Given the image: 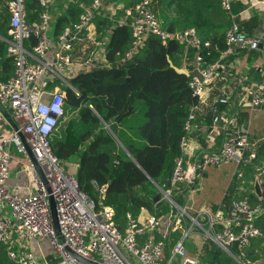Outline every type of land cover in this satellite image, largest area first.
<instances>
[{"label": "built area", "instance_id": "obj_1", "mask_svg": "<svg viewBox=\"0 0 264 264\" xmlns=\"http://www.w3.org/2000/svg\"><path fill=\"white\" fill-rule=\"evenodd\" d=\"M37 1L47 8L55 0ZM220 3L223 9L229 11L230 0H221ZM81 7L83 10L78 20L71 26H65L54 38L49 34L51 16L47 10L40 14L39 21L29 23L26 20L25 0L7 1L6 49L13 60L14 69L8 79L0 80V107L10 111L17 130L0 139V244L6 246L8 258L16 264H82L71 256L67 247L97 264H134L132 259L138 264H159L163 258L165 237L155 239L151 236L159 227V217L153 213L137 220L127 213L124 227L119 229L114 222L112 207L102 202L106 186L97 187L98 198L95 202L79 188L75 175L66 172L53 153L51 139L65 113L62 85L73 88L68 80L77 73L110 67L104 55L107 40L97 37L93 17L102 10L113 17L116 10L122 9L120 22L129 25L131 33V44L125 57L135 53L149 35H155L162 42L177 40L185 47L195 49L194 71L189 76L188 85L198 102L190 109L183 126L188 133L195 110L212 91L218 79V70L223 67V61L230 56L234 46L257 49L260 38L248 35L233 23L225 32V46L218 58L207 62L200 50L208 48L211 42L202 41L194 28L167 30L158 19L152 0H139L127 7L111 0H91ZM31 38L35 42L25 46L24 43H29ZM82 45L84 48L77 56L75 51ZM240 90V104L250 111L264 104V71L260 79L241 83ZM230 96V92L219 89L214 103L205 111L213 126L221 121L223 123L217 152L200 149L192 158H186L187 134L179 141L184 152L174 158L169 189L162 191L165 199L171 203L170 231L179 229L187 218L186 210L172 202L171 189L186 185L192 190L207 166L227 161L237 165L235 176L241 178L239 167L256 156L249 143L248 122L240 121L237 113L225 120L216 110L218 104L228 105ZM17 131L23 133L42 168L46 186L38 178ZM11 144L26 157L24 168L31 174L34 191L20 193L7 186ZM49 196L54 201L59 232L53 227ZM259 214L258 204L251 205L246 198L233 199L228 210L229 223L219 231H214L217 224L215 219L205 214L209 223L207 235L226 249L236 243L240 254H243L242 248L248 246L252 238H264V230L255 222ZM194 222L197 223L193 218ZM148 232L151 234L143 240L139 239L140 235ZM187 233L188 230H185L184 236ZM34 239L46 241L49 253L37 256L30 247ZM165 264H200V261L197 256L189 255L182 240H179L171 246Z\"/></svg>", "mask_w": 264, "mask_h": 264}, {"label": "trees", "instance_id": "obj_2", "mask_svg": "<svg viewBox=\"0 0 264 264\" xmlns=\"http://www.w3.org/2000/svg\"><path fill=\"white\" fill-rule=\"evenodd\" d=\"M90 1L55 0L44 8L37 0H25L26 20L37 22L40 14L47 10L51 16L49 34L56 38L65 26L78 20L83 10L81 5ZM111 1L127 7L139 0ZM152 2L167 30L194 28L202 41L211 42L208 48L200 50L207 62L218 58L225 46V32L238 21L236 16L242 8L238 2H233L227 11L221 7V0ZM121 15L122 9L116 10L113 17L103 10L94 15L97 37L107 40L104 55L110 67L77 73L68 80L73 88L62 85L64 110L76 113L68 118L61 133H55L51 139L53 153L64 170L75 175L79 188L89 198L96 202L97 187L106 186L102 202L112 207L119 229L124 227L127 213L136 219L142 208L158 217L169 211L171 205L166 199L154 202L152 197L160 190L169 189L174 158L184 152L179 145L181 137L188 134L183 126L190 109L198 102L188 85L190 75L174 68L184 45L177 40L162 42L155 35H149L135 53L125 57L131 33L129 25L120 22ZM254 24L251 20L245 28ZM6 29L2 23L0 34L3 37H6ZM4 41L0 39L1 81L8 79L14 69ZM34 42L31 38L28 45ZM194 52V48H188V57L194 56ZM251 149L256 156L240 168L249 182L259 175L262 195L257 197L253 185L247 183L248 191L244 186L235 198H246L251 205H259L260 214L255 222L264 230V141ZM73 160L75 170H66ZM235 179L246 183L244 177ZM173 190L170 191L172 198ZM171 243L173 241L166 244L163 257H168ZM228 248L230 253L206 239L200 264H264L262 237L252 238L240 255L236 243ZM0 264H16L8 258L4 244H0Z\"/></svg>", "mask_w": 264, "mask_h": 264}, {"label": "crops", "instance_id": "obj_3", "mask_svg": "<svg viewBox=\"0 0 264 264\" xmlns=\"http://www.w3.org/2000/svg\"><path fill=\"white\" fill-rule=\"evenodd\" d=\"M7 1L8 0H0V27L2 23H5L6 28L8 27L9 19ZM233 2H238L242 7L236 16L238 21H235L238 26L240 25V30L248 35L261 38L264 35V0H230V5ZM251 20H254V26L246 29L245 24L250 23ZM0 39L3 41L5 39L6 46L8 41L7 29L6 37H3V35L0 34ZM24 45L28 47L27 42H25ZM77 48L78 50L75 51V53L79 56V53L84 46H78ZM187 52L188 48L183 46V50L178 56V63H174V68L179 72L190 75L194 71L193 56L188 57ZM225 61L226 60L222 63L223 67L218 70V79L215 82L212 91L208 93L205 101L200 103L195 110V118L192 122L191 129L187 134V147L185 151L186 158H192V155L198 153L200 149L217 152L220 148L222 138L221 126L223 123L221 121L218 125L213 126L212 123H210V120L206 117L205 112L206 109L214 103L216 93L219 89H225L231 93V96L228 105H217L216 110L218 114L226 120L234 113H237L239 120L248 122L249 143L251 147L255 148L264 141V104L252 111H250L248 107L240 104L241 83L246 84L260 79L264 71V42L262 47L257 49L236 45L230 56L227 58V61ZM14 124L16 123L13 120L10 111L0 107V139L12 134L14 131ZM9 148L11 151V163L10 174L6 182L7 186L11 190H16L20 193L34 191L35 186L31 181V174L24 168V164L26 163L25 155L17 152L13 144H11ZM75 168L76 163L74 164V170ZM237 169V165L230 161L223 162L219 165H209L201 173L198 179V184L192 190L188 189L186 185L174 189L172 191L174 198H172L170 194L172 202L179 207H183L187 212V218L182 226L177 230L170 231L168 227L170 221L168 211L159 216V227L152 232V234L148 232L143 235L147 237L148 234H151L154 238L165 237L164 254L167 243L173 241V243H171L172 246L176 241L182 240L187 253L192 256H197L200 261L203 254V245L206 239L213 241L212 238L207 235L209 223L206 218L207 215L205 214H210L215 219L217 224L214 231H219L223 225L229 223L228 210L231 201L236 199L235 197H237L239 191H243L244 186L245 190L248 191L247 189L249 186H246L247 183L249 185H253L254 183V181L249 182L246 180L244 170L240 167L239 169L242 172V177L237 178L235 176ZM243 177L246 180V183L243 181L238 182L235 179L237 178L238 180H241ZM163 198L165 199L161 192V198L159 200ZM166 200L168 201V199ZM148 214L152 213L147 209L142 208L137 216V220L144 219ZM193 218L196 219L197 223H193ZM185 230H188L186 236H184ZM174 238L175 240H173ZM213 242L224 251L230 253L229 248L225 250L221 245L215 241ZM30 247L35 251L37 256L48 254L50 251L47 242L41 239L32 240ZM234 257L236 256L234 255ZM47 258H50V256ZM166 258L167 256L165 257L164 255L159 264H165ZM237 258L239 259L238 256ZM132 260L134 264H138L136 260ZM256 263L257 262H252V264Z\"/></svg>", "mask_w": 264, "mask_h": 264}, {"label": "water", "instance_id": "obj_4", "mask_svg": "<svg viewBox=\"0 0 264 264\" xmlns=\"http://www.w3.org/2000/svg\"><path fill=\"white\" fill-rule=\"evenodd\" d=\"M264 42V35L260 38L259 41V45L258 48L262 47ZM128 83V78H126V84ZM14 130H17V125L14 124ZM17 135L19 136L20 142L22 143L25 153L27 154L30 162L32 163V166L38 176V178L40 179V181L42 182L43 185H47V181L46 178L44 176L43 170L42 168L39 166V164L37 163L36 159L34 158L29 145L27 144V142L25 141L24 135L21 131H17ZM254 193L258 196L261 197L262 192H261V185H260V181H259V175L257 174L254 178ZM161 192L162 190H160V192L156 193L152 199L154 202H157L160 198H161ZM49 207H50V213H51V218H52V223H53V227L54 230L56 232H59V227H58V223H57V218H56V211H55V207H54V201L53 198L51 196H49ZM67 251L71 254L72 257H74L76 260H78L79 262H81L82 264H97L96 262L86 259L82 256H80L79 254L75 253L73 250H71L70 248H66ZM225 250H227L225 248Z\"/></svg>", "mask_w": 264, "mask_h": 264}, {"label": "rangeland", "instance_id": "obj_5", "mask_svg": "<svg viewBox=\"0 0 264 264\" xmlns=\"http://www.w3.org/2000/svg\"><path fill=\"white\" fill-rule=\"evenodd\" d=\"M65 108V107H64ZM75 110H68L64 113L63 117L61 118V121L59 123V126L57 127V130L55 133H61V129L63 127V125L66 123V121L68 120L69 117L71 116H74L75 115ZM74 164H75V161L73 160L71 163H68V165L65 167L66 170H69V171H74L72 169H74ZM144 235H141L140 236V240H143L144 239Z\"/></svg>", "mask_w": 264, "mask_h": 264}]
</instances>
